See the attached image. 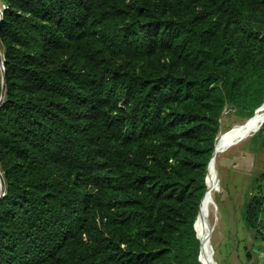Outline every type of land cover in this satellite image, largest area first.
<instances>
[{
  "label": "trees",
  "instance_id": "1",
  "mask_svg": "<svg viewBox=\"0 0 264 264\" xmlns=\"http://www.w3.org/2000/svg\"><path fill=\"white\" fill-rule=\"evenodd\" d=\"M0 15V264H201L221 115L264 102V0H0ZM258 180L243 219L264 241Z\"/></svg>",
  "mask_w": 264,
  "mask_h": 264
},
{
  "label": "rangeland",
  "instance_id": "2",
  "mask_svg": "<svg viewBox=\"0 0 264 264\" xmlns=\"http://www.w3.org/2000/svg\"><path fill=\"white\" fill-rule=\"evenodd\" d=\"M1 51L0 46V56ZM245 119L248 118L238 117L229 107L225 108L220 118L218 135ZM260 128L261 131L258 129L246 140L222 150L215 161L214 204L208 216V248L215 264H264V258L256 256L257 251L252 253L251 258L245 256L246 248L262 245V240L250 235L243 219L248 198L258 193V185L263 183L258 177L264 171V123ZM195 228L197 230L196 220ZM236 254H241L242 263Z\"/></svg>",
  "mask_w": 264,
  "mask_h": 264
},
{
  "label": "bare ground",
  "instance_id": "3",
  "mask_svg": "<svg viewBox=\"0 0 264 264\" xmlns=\"http://www.w3.org/2000/svg\"><path fill=\"white\" fill-rule=\"evenodd\" d=\"M1 60V56H0ZM264 123V103L262 106L257 109L254 115L248 119H245L240 124L233 126L230 130L225 133L219 134L214 142V148L212 151V157L207 166L206 172V191L202 197L200 208L196 216V227L199 232L200 237V246L203 255L204 264H215L212 256L209 254L208 242L210 237V227L208 224L209 212L213 208V173L215 161L218 154L227 148L230 145L238 143L240 141L246 140L253 133H255ZM1 183H0V192H1ZM213 228V227H212ZM212 254V253H211ZM202 257V256H201ZM201 261V263L203 264Z\"/></svg>",
  "mask_w": 264,
  "mask_h": 264
},
{
  "label": "water",
  "instance_id": "4",
  "mask_svg": "<svg viewBox=\"0 0 264 264\" xmlns=\"http://www.w3.org/2000/svg\"><path fill=\"white\" fill-rule=\"evenodd\" d=\"M0 19H1V16H0ZM3 62H2V60H0V69H1V71H2V73H1V83H2V91H1V95H0V104H1V102H2V99H3V96H4V88H5V80H4V74H3ZM262 106V104L258 107V108H256L255 109V111L257 110V109H259L260 107ZM255 111H254V113H255ZM216 139V138H215ZM214 142H215V140H214ZM211 157H212V154H211ZM211 157H210V159H211ZM210 159H209V161H210ZM209 161H208V163H209ZM208 163H207V166H208ZM207 166H206V169H207ZM0 183H1V192H0V197L4 194V182H3V178H2V176H1V173H0ZM206 185V184H205ZM193 228H194V224H193ZM195 230V229H194ZM196 232V231H195ZM199 239V238H198ZM200 241V240H199ZM199 251H200V247H199ZM202 264V263H201Z\"/></svg>",
  "mask_w": 264,
  "mask_h": 264
},
{
  "label": "crops",
  "instance_id": "5",
  "mask_svg": "<svg viewBox=\"0 0 264 264\" xmlns=\"http://www.w3.org/2000/svg\"><path fill=\"white\" fill-rule=\"evenodd\" d=\"M256 251L258 252L257 255H256L257 257L264 258V256H263V254H264V241H262V245H256L255 247H253V248L251 247L249 249L246 248V251H245L246 255L245 256H247V258H251L252 257V253H255ZM237 255H238V259H240V262L242 263L241 254H236L235 256H237Z\"/></svg>",
  "mask_w": 264,
  "mask_h": 264
},
{
  "label": "built area",
  "instance_id": "6",
  "mask_svg": "<svg viewBox=\"0 0 264 264\" xmlns=\"http://www.w3.org/2000/svg\"><path fill=\"white\" fill-rule=\"evenodd\" d=\"M263 256H264V254H263Z\"/></svg>",
  "mask_w": 264,
  "mask_h": 264
}]
</instances>
